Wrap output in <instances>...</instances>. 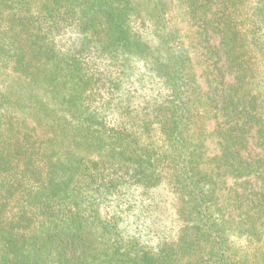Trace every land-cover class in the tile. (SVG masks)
Returning a JSON list of instances; mask_svg holds the SVG:
<instances>
[{
	"label": "trees",
	"instance_id": "1",
	"mask_svg": "<svg viewBox=\"0 0 264 264\" xmlns=\"http://www.w3.org/2000/svg\"><path fill=\"white\" fill-rule=\"evenodd\" d=\"M0 264H264V0H0Z\"/></svg>",
	"mask_w": 264,
	"mask_h": 264
},
{
	"label": "rangeland",
	"instance_id": "2",
	"mask_svg": "<svg viewBox=\"0 0 264 264\" xmlns=\"http://www.w3.org/2000/svg\"><path fill=\"white\" fill-rule=\"evenodd\" d=\"M173 21L179 28H187L188 24L186 22L181 21L179 17L176 16L175 11H173ZM217 37L212 36L211 40L213 42H217ZM196 58L193 57V61L195 62ZM196 70L197 67H196ZM199 73V71H198ZM145 77L148 78V73H144ZM230 79V77H228ZM146 82V81H145ZM157 85L153 81H149L145 84L141 82H134L131 86L130 93L132 94V109H130L129 115H134L137 111H141L142 107L145 106V102H143L142 93L145 92V89L156 87ZM141 100V101H140ZM216 120L213 119L212 116L208 117L206 125L208 132H211L212 127L214 126V122ZM154 127V126H153ZM151 134L149 138L156 139L158 137V132L154 128H151L149 131ZM249 148L252 150L255 149V144L252 140H249L248 144ZM207 148L210 151H214L216 148L214 140L208 139ZM252 152V151H251ZM252 183V180H251ZM254 183V181H253ZM144 202L141 205L135 204V206L131 207V209L126 212V214L122 217V223L125 226H128L129 231L134 232L137 238H140L144 242H155L157 239L161 237V235L174 236V232L177 228L176 222V207H177V199L176 195L171 192L170 188L167 185V176L164 175L161 179V182L157 188L152 189L148 194L143 196ZM147 202L151 203L148 204ZM120 203V201H119ZM121 207H127V203L124 204L121 201ZM142 212H140V210ZM141 213V215L139 214ZM151 221L149 222V218ZM155 227L160 228L159 237L154 234ZM152 230V231H151ZM233 241L236 244H242L244 240L242 238H234Z\"/></svg>",
	"mask_w": 264,
	"mask_h": 264
}]
</instances>
